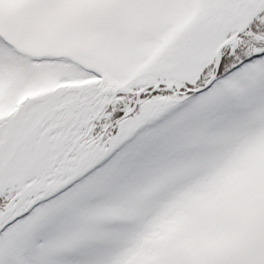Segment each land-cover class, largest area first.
Instances as JSON below:
<instances>
[{
	"label": "snow or ice",
	"instance_id": "1",
	"mask_svg": "<svg viewBox=\"0 0 264 264\" xmlns=\"http://www.w3.org/2000/svg\"><path fill=\"white\" fill-rule=\"evenodd\" d=\"M0 264H264V0H0Z\"/></svg>",
	"mask_w": 264,
	"mask_h": 264
}]
</instances>
